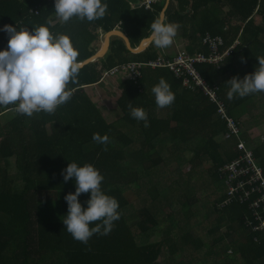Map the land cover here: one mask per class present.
I'll return each mask as SVG.
<instances>
[{"label":"trees","instance_id":"1","mask_svg":"<svg viewBox=\"0 0 264 264\" xmlns=\"http://www.w3.org/2000/svg\"><path fill=\"white\" fill-rule=\"evenodd\" d=\"M103 2L108 7L102 18L73 17L60 24L53 1L0 0V27L31 31L53 21L52 33L69 36L83 63L96 53L99 31L119 29L133 48L139 46L166 3L148 9L131 8L129 0ZM35 8L37 16L31 14ZM169 22L179 25L190 55L209 53L202 45L207 34L221 36L223 49L240 41L219 65L197 68L210 86L219 88L229 116L249 129L245 119L264 109L256 104L264 92L229 100L225 84L252 73L256 59L264 57V0H173ZM7 39L0 32V50L6 49ZM173 46L163 54L169 61L177 55ZM158 57L154 45L132 54L121 38H112L103 58L80 68L76 83L68 85L71 98L54 113L29 117L18 114L14 105L0 106V264H264V234L245 225L252 217L249 204L235 200L220 208L227 195L219 170L238 156L237 143L223 139L225 127L201 91L186 89L168 68H147L142 79L121 82L117 107L122 117L107 124L84 90L117 65ZM161 78L175 94L164 108V121L151 91ZM129 104L144 109L147 126L130 116ZM94 133L107 135L109 142H95ZM251 147L264 170L262 139ZM72 162L98 169L102 191L119 203L120 218L111 232L95 234L87 244L74 240L62 223L64 196L75 190L74 180L64 182L62 172ZM88 198L81 194L79 201L83 205Z\"/></svg>","mask_w":264,"mask_h":264},{"label":"clouds","instance_id":"2","mask_svg":"<svg viewBox=\"0 0 264 264\" xmlns=\"http://www.w3.org/2000/svg\"><path fill=\"white\" fill-rule=\"evenodd\" d=\"M136 1L142 5L141 1ZM53 3L55 22L60 24H66L73 17L88 22L100 19L108 7L103 0H53ZM53 23L49 21L31 31L18 25L0 27V32L8 37L6 49L0 50V106L14 105L18 114L30 117L41 111L54 113L71 98L68 85L76 83L82 62L77 60L78 50L74 49L69 36L52 33ZM178 28V24L156 18L150 25L149 35L140 43L165 49L173 44ZM256 60L258 64L252 73L226 82L229 100L264 92V57ZM151 91L158 108L168 107L175 100V94L163 78ZM129 109L132 118L144 121L147 126L143 108L129 104ZM92 139L100 144L109 142L107 135L97 133ZM62 176L64 182H75L74 192L64 196L67 204V213L62 220L64 230L82 244H87L95 234L108 235L120 218L119 203L102 191L104 178L99 170L91 164L79 166L72 162L68 163ZM81 194L89 196L83 205L79 201Z\"/></svg>","mask_w":264,"mask_h":264},{"label":"built area","instance_id":"3","mask_svg":"<svg viewBox=\"0 0 264 264\" xmlns=\"http://www.w3.org/2000/svg\"><path fill=\"white\" fill-rule=\"evenodd\" d=\"M21 2L26 0H20ZM33 1H53V0H33ZM142 5L150 9L154 3L162 0H139ZM32 11L31 14L37 16L38 11ZM203 44L208 47L209 53H199L190 55L182 50L177 53L173 60H167L165 56H159L155 61L148 63H125L117 65L104 71L101 81L114 78L118 74L130 81L142 79L144 70L151 68H168L174 73L177 79L183 82V86L191 91H201L209 100L210 104L216 108L219 121L225 127L223 139L225 141L238 140L239 145L236 148L238 156L229 163H226L219 170V178L223 182L227 201L223 206L238 200L241 203L249 204L252 212L251 219H246L247 229L253 233L264 234V170L253 149L247 144H243L242 136L244 132L235 119L229 116L228 110L223 102L218 98V87L210 86L203 78L197 66L201 64L219 65L229 55L232 50L240 44L237 40L233 46L223 49L224 43L220 37L214 38L207 36ZM202 82V83H201Z\"/></svg>","mask_w":264,"mask_h":264},{"label":"rangeland","instance_id":"4","mask_svg":"<svg viewBox=\"0 0 264 264\" xmlns=\"http://www.w3.org/2000/svg\"><path fill=\"white\" fill-rule=\"evenodd\" d=\"M119 75H122V74H118L113 79H120ZM95 89L97 91L93 90L92 88L88 89V95H91V97L93 99H95V100L98 99L99 94H101V96H102V100H96V102H94L92 100L95 108L97 109V111L99 112V114L102 116V118L105 120V122L107 124H114L118 120V114H117L116 106H115V99H116V97H118L116 88L112 91L111 88L109 87V85H106L105 87H95ZM256 104L258 106L263 105L264 104V98L259 97L256 100ZM252 111H256V110H252ZM262 112H264V109L259 108L254 113L253 119H248V118L245 119L246 124L249 125V129H252V131L241 126L242 130L244 132V136L249 140V143L247 144V146L250 149L253 148L251 146L254 144V142L255 143L259 142V139H262V143H264V114ZM230 141H235L237 143V146L240 144L238 140H230ZM230 141H226V142H230ZM242 143L245 144V141H242ZM237 146H236V148H237ZM173 167H172V169H175ZM183 170L185 172H188L190 170V165H186L183 168ZM221 185H222V188L224 191L225 187H224V184L222 181H221ZM217 195H219V194H217ZM206 197H207V195L204 194L203 199H205ZM197 226H198V223L193 224L194 228ZM193 227L190 230L191 232H192ZM221 232L224 233L225 231L222 230ZM211 239L217 240L218 238H211ZM205 252H206L205 250L203 252H201V257L203 255H205ZM228 252L230 253V250ZM219 258L221 259V257H218V259Z\"/></svg>","mask_w":264,"mask_h":264},{"label":"crops","instance_id":"5","mask_svg":"<svg viewBox=\"0 0 264 264\" xmlns=\"http://www.w3.org/2000/svg\"><path fill=\"white\" fill-rule=\"evenodd\" d=\"M166 1V3H165V6H166V4H167V1L168 0H165ZM129 3H130V6H131V8H133L134 6H141L140 4H136V3H133V2H131V0H129ZM171 3H173V0H170V2H169V6H168V8H167V12H168V9H169V7H170V5H171ZM167 12H166V14H167ZM165 22H166V18H165ZM120 31L119 29H115L114 31ZM122 33V32H121ZM99 35H100V40H99V42H98V44H99V46H98V49H97V51L98 50H100L101 49V47H102V45H103V43H104V37H105V35L106 34H103L102 33V31H99ZM181 34H180V31H178L177 30V35H176V37L174 38V42H173V44L171 45V46H169L170 48H172L173 50H174V46L173 45H175V49H176V52L178 53V52H180V51H182V50H184V51H186L187 52V50H186V48H185V39L184 38H182L181 36H180ZM207 36H211V37H214V38H217V37H221V36H212L211 34H207L206 35V37ZM114 38H116V37H114ZM112 39V38H111ZM111 39H110V41H111ZM222 39V38H221ZM224 43V42H223ZM140 45H141V43H140ZM139 45V46H140ZM202 45L206 48V50L208 51V47L207 46H205L204 44H203V41H202ZM139 46H137V47H139ZM149 46H150V44H149ZM149 46H148V48H149ZM109 47H110V45H109ZM136 47V48H137ZM147 48V49H148ZM109 49V48H108ZM146 49V50H147ZM145 50V51H146ZM157 50H158V53H159V56H164L163 54H166L167 53V50H168V47L167 48H165V49H160V48H157ZM97 51H96V53H97ZM144 51V52H145ZM202 53H205V52H202ZM195 54H199V53H194L193 55H195ZM156 60V59H155ZM155 60H151V61H155ZM134 63H148V62H135V61H133ZM150 62V61H149ZM92 63V62H91ZM147 69V68H146ZM149 69H151V68H149ZM152 71H155V70H152ZM124 80H129V79H127V78H125V77H120V79H113V78H111V79H107V80H102L101 81V79H100V81L97 83V84H94V85H89V86H84V90L86 91V93L88 94V89H93V90H95V91H97L96 89H95V87H105L106 85H109V87L111 88V90L113 91L115 88H116V90H117V95H118V97H116V99H115V106H116V111H117V114H118V119H120L121 117H122V115H121V113H120V111L118 110V107H117V101H118V99H119V97H120V95H121V93H122V91H121V89H120V84H121V82L122 81H124ZM115 86V87H114ZM96 93V92H95ZM94 94V93H93ZM89 97H90V99H91V101L93 100L94 102H96V100H102V96H101V94H99L98 95V99H93L92 97H91V95H88ZM92 101V102H93ZM209 101V100H208ZM94 105V104H93ZM211 105V104H210ZM157 116H158V118L160 119V120H162V121H164L165 119H166V117H167V110L166 109H159L158 110V112H157ZM116 123V122H115ZM252 143V142H251Z\"/></svg>","mask_w":264,"mask_h":264},{"label":"water","instance_id":"6","mask_svg":"<svg viewBox=\"0 0 264 264\" xmlns=\"http://www.w3.org/2000/svg\"><path fill=\"white\" fill-rule=\"evenodd\" d=\"M131 2L136 3V4H139V3H137L136 0H131ZM169 2H170V0L167 1V4L164 7L163 12H162V15H161V20L163 22H165L166 12H167V8L169 6ZM114 37L121 38L124 41V44H125L126 49L130 53H132V54H140V53L144 52L148 48V46H149V44H144V45L141 44L139 47L133 48L131 46V43H130L128 37H126L120 31H117V30L116 31H112V32H110V33H108V34L105 35V37H104V43H103L101 49L98 50L97 53H95L93 56H91L87 60L83 61L81 68H83V66H85V65H87V64H89L91 62H94V61H96L98 59L103 58L105 56V54L107 53V51H108V48H109V45H110V39L111 38H114Z\"/></svg>","mask_w":264,"mask_h":264}]
</instances>
